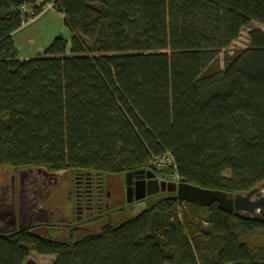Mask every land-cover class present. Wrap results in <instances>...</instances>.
I'll return each mask as SVG.
<instances>
[{
	"label": "trees",
	"instance_id": "obj_1",
	"mask_svg": "<svg viewBox=\"0 0 264 264\" xmlns=\"http://www.w3.org/2000/svg\"><path fill=\"white\" fill-rule=\"evenodd\" d=\"M21 3L0 0V171L164 176L152 163L170 153L190 185L235 195L264 182V31L219 61L264 26V0H56L71 53L59 36L28 60L14 41ZM107 215L79 240L0 234V264H36L32 252L54 264H264V225L218 204L169 194L118 226Z\"/></svg>",
	"mask_w": 264,
	"mask_h": 264
},
{
	"label": "water",
	"instance_id": "obj_2",
	"mask_svg": "<svg viewBox=\"0 0 264 264\" xmlns=\"http://www.w3.org/2000/svg\"><path fill=\"white\" fill-rule=\"evenodd\" d=\"M35 172L45 173L49 179L56 181L67 173V171L49 173L45 168L31 167L20 169L18 175L23 178L28 173L35 174ZM134 174L146 178L140 182V187L135 194L136 200L159 194H176L179 201L202 208H210L214 204H218L219 208L226 213L235 214L264 225V182L247 192L234 195L203 189L184 182L176 184L160 180L152 171L142 170L134 172ZM7 189L8 187H3L0 192V234H8L35 224L52 222L54 213L44 207L43 198L37 204L34 203V199H30L29 194L21 186L17 202V188L14 185L13 198L10 201ZM133 198L130 190L128 203H132Z\"/></svg>",
	"mask_w": 264,
	"mask_h": 264
},
{
	"label": "flooded vegetation",
	"instance_id": "obj_3",
	"mask_svg": "<svg viewBox=\"0 0 264 264\" xmlns=\"http://www.w3.org/2000/svg\"><path fill=\"white\" fill-rule=\"evenodd\" d=\"M129 174L101 175L87 171H67L63 179L55 183V179H49L45 173H38V175L28 173L23 178L17 176V179L14 178L15 173H13L0 184V192L1 188L8 187V195L12 201L13 186L16 185L17 192L23 186L30 199H34V203L37 204L40 198H43V205L48 209L47 203L56 197L55 192L59 189L65 191L68 186H71L73 190L69 192V195L76 205L75 220L70 221L68 217L61 216L64 213L63 210L55 207L53 210L48 209L49 212L54 213L52 222L35 224L31 227L37 230L62 229L70 233L71 231L90 232L93 230L92 225L101 223L107 219V214L114 211H110V207L128 203L129 191L131 190L132 195L135 196L141 180L146 179L134 172L132 175ZM57 216H61V223L55 222Z\"/></svg>",
	"mask_w": 264,
	"mask_h": 264
},
{
	"label": "rangeland",
	"instance_id": "obj_4",
	"mask_svg": "<svg viewBox=\"0 0 264 264\" xmlns=\"http://www.w3.org/2000/svg\"><path fill=\"white\" fill-rule=\"evenodd\" d=\"M253 30H263L264 26L255 23L251 28H247L243 31L240 38L233 43V45L226 51L222 52L220 55V66L224 68L225 60L227 56H232L236 52L242 49H246L250 44L249 34ZM63 36L69 43L67 48L68 53H71V39H72V32L66 26L65 18L58 12H51L44 16L37 24L34 26L21 31L15 36V42L18 48L20 49L22 57H30L36 58L38 55H42L46 49H48L53 41L59 37ZM31 168V167H30ZM19 170H12V169H3L0 171V184H2L7 177H10L13 173H15V178L17 179ZM39 172H35V175H38ZM64 176L60 177L55 183L61 181ZM52 180V179H51ZM17 188V187H16ZM73 190V187L68 186L65 191L59 189L55 192L56 197L50 200L47 203V208L53 210L55 207H59L63 210V215L68 217L70 221L75 220V211L76 205L73 198H70L69 192ZM19 194V192H17ZM17 194V202H18V195ZM169 194H159L156 197H145L140 200H136L134 196L132 203H122L121 206L117 205L114 207H110V217L113 221V224L118 226L128 220H131L145 211L152 201H158ZM70 198V199H69ZM40 200H42L40 198ZM49 205V206H48ZM119 206V207H118ZM120 207L124 208L123 211ZM61 216H57L55 222L61 223ZM107 219L103 220L101 223L94 224L91 226L93 229L90 232H72L73 238L75 240H79L82 237L90 234H95L101 231V229L107 224L108 215L106 216ZM42 235L45 237L52 239V240H61L65 241L68 238V232H64L62 229H42L39 230ZM257 240V239H256ZM256 240H249L250 243H257ZM262 240V239H260ZM264 240V239H263ZM56 260V256H42L37 254L36 252H32L28 262H33L36 264H54Z\"/></svg>",
	"mask_w": 264,
	"mask_h": 264
},
{
	"label": "built area",
	"instance_id": "obj_5",
	"mask_svg": "<svg viewBox=\"0 0 264 264\" xmlns=\"http://www.w3.org/2000/svg\"><path fill=\"white\" fill-rule=\"evenodd\" d=\"M55 1L46 3L47 0H22L20 15L23 25L36 20L44 12L55 9ZM152 165L159 171H169L168 175L157 176L158 179L176 184L181 182L172 154L167 153L162 157L155 158Z\"/></svg>",
	"mask_w": 264,
	"mask_h": 264
},
{
	"label": "crops",
	"instance_id": "obj_6",
	"mask_svg": "<svg viewBox=\"0 0 264 264\" xmlns=\"http://www.w3.org/2000/svg\"><path fill=\"white\" fill-rule=\"evenodd\" d=\"M51 12H58L56 9H53V10H49V11H46V12H44L43 14H41L36 20H34V21H32V22H30V23H28V24H25V25H23L17 32H15V34H14V41H15V36L18 34V33H20L21 31H24V30H26V29H28V28H30V27H32V26H34L35 24H37L44 16H46L47 14H49V13H51ZM58 13H60V12H58ZM61 15L65 18V16H64V14H62L61 13ZM72 40V39H71ZM15 44H16V42H15ZM69 44V43H68ZM69 46V45H68ZM16 47L18 48V46L16 45ZM18 50H19V52H20V49L18 48ZM47 50V49H46ZM46 50L44 51V53L46 52ZM44 53L42 54V55H44ZM20 55H21V52H20ZM39 56V55H38ZM37 56V57H38ZM21 58L22 59H33V58H30V57H22L21 56Z\"/></svg>",
	"mask_w": 264,
	"mask_h": 264
}]
</instances>
